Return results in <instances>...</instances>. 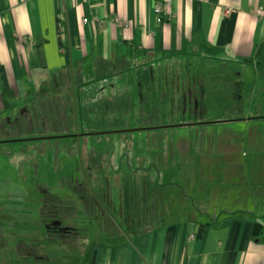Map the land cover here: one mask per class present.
Instances as JSON below:
<instances>
[{"label": "crops", "instance_id": "1", "mask_svg": "<svg viewBox=\"0 0 264 264\" xmlns=\"http://www.w3.org/2000/svg\"><path fill=\"white\" fill-rule=\"evenodd\" d=\"M157 5L161 14L155 13ZM218 68L230 69L225 105L253 103L264 89V0H0V126L19 121L15 130L20 133L38 135L40 118H54L56 105H77L78 112L77 89L85 94L87 80L102 77L98 71L116 74L118 81L110 86L114 89L127 85L121 80L126 69L132 82L125 94L140 96L128 97L131 105H152L156 98L163 105H207L204 94L195 93L193 81L203 85V70L215 73ZM248 68L262 79L250 90L237 79L247 78ZM64 91L69 97L60 96ZM42 105L50 112L44 113ZM203 113L202 108L199 118ZM190 118L196 121L185 117ZM252 120H232L247 121L248 127L244 133L233 132L231 140L243 149L235 159L223 156L218 163L205 164L204 148L209 142L219 147L220 134L204 138L196 131L192 135L198 140L192 144L189 133L175 130L179 137L163 140L174 142L162 156L137 153L132 163L119 157L112 178H104L106 184L118 185L117 191L107 197L99 189L102 207L119 221L117 230L107 229L101 209L95 206L99 213H94L91 202L57 189L62 195L56 206L62 211L59 224L52 229L39 218L53 231L55 241L47 237L46 242L54 252L35 264H264V128L254 129ZM49 125L42 123L44 131ZM215 152L222 153L212 146ZM141 159L146 160L142 170ZM160 162L168 166L165 182L151 176L162 173ZM83 175L91 178L92 188L103 179L91 166ZM13 239L25 247L24 252L13 247L20 259L16 264H34L27 262L28 244Z\"/></svg>", "mask_w": 264, "mask_h": 264}, {"label": "rangeland", "instance_id": "2", "mask_svg": "<svg viewBox=\"0 0 264 264\" xmlns=\"http://www.w3.org/2000/svg\"><path fill=\"white\" fill-rule=\"evenodd\" d=\"M95 65L98 66L99 62L96 61ZM179 65L181 64L177 65L176 70L181 67ZM125 71L126 69L121 71L123 72L121 80L124 83L126 82L127 85H124L121 88L115 87L114 89H111L110 87L118 81L116 74L108 72L103 76V72L98 71L97 73L102 77L89 78L87 84L84 85L85 87L88 86L85 94H79L77 89V97L75 98L77 104H79L77 113L78 115H82V117L79 116L78 119L79 127L76 125L78 130L77 137L52 138V136L58 134L56 129L52 128L48 131H44L42 122L51 123L52 126H57L61 123L60 118L48 117L45 120L42 119L44 117L40 118V126H38V130L35 133L38 134L37 136L47 134L48 136H51V138L37 141H9L25 138L27 135H31V133L33 136L35 135L32 131H29V133H20L16 131L15 129L18 128L17 123H19V121H15V124L12 123V121H7V123L5 122L4 127L2 125L0 126V208H4L3 214L0 215V220L2 221V224L6 226V228L3 229L4 232H0L2 237L4 233H6L5 246H1L0 238V264H16L17 262H20V259L18 258L17 260V256L14 254L16 248L14 249L13 247H17L15 245L16 241L13 239L15 236L24 240L25 243L28 245L30 244L35 249L34 253H32L33 249H28V253L33 255H31V258L28 259L27 262H32L34 264L36 262L42 263V260H38L36 256L40 259H48L51 257V251L54 252V248L50 241L46 242V238H52L51 234L53 231L46 230L44 227L45 223L41 222L38 217L40 205L37 203V193L38 191H41L38 188L43 187L51 192L54 189V186L55 188L64 187L61 189V193H68L70 196L73 195L70 190L67 191V189H65L68 187L64 185V180L76 177L75 174L77 172L78 174L82 171L84 172L82 165L80 166L79 164V168L76 166L78 161L75 157L76 153L79 157L77 149L81 143L82 155L85 162L87 161L88 156L96 154V152H94L95 150L92 149L93 145L101 148L99 161L103 167H108V171L98 170L97 173L103 175L102 182L97 181V183L94 182L92 184L96 190L101 189V187H107L108 191L113 194V190L117 191L118 185L106 184L104 178H112L110 174H112L116 165L120 163L119 157H122L124 161L126 160L127 162L126 156H124L127 155L132 163L134 161V156H136L137 153L150 155L155 148L157 149V154H159L160 143L155 147L154 139L162 142L164 139H168L170 135L174 136L176 132L178 133L180 131V133H185L183 131L185 130L187 134L189 133V135H191V142L193 144L194 140H198L197 134L192 135L195 131H199L200 136L204 138H211L215 134H220V137L217 138H220L218 143L219 147L216 146V143L213 145V143L209 142L204 148L207 155L205 164L208 163L209 165L211 163H218L219 159L223 158V156L226 159L227 157L230 158L229 156L232 155L231 158L235 159V154H239L243 151L241 144H239V142H233L231 137L234 135L233 132L235 131L240 133H244L246 130L248 131V127L245 125L247 121H232L233 119L250 117L255 119L251 122H255L257 125L254 129L264 128V89L262 88L260 90V94L257 93L254 95L253 103L251 102L252 100L249 99L246 100L244 104L242 102L240 105H225L223 103L225 99L224 93L230 86L228 82L230 69L218 68L215 73H213V71L203 70V74L201 75L203 85L198 83V80L193 81L195 93H197L198 96L204 94L203 97L207 98V105H202L204 113L202 117L199 118L200 121L203 122L202 124L190 125L186 128L183 126L176 128L169 127L163 129L157 128L129 131L127 129H130V126L142 123V120L137 116L138 112L136 110V105L127 103L128 97H134L135 93L133 92L134 95L130 93L127 95L125 94L131 90V85L129 84L131 78L125 76ZM182 71H184V68ZM245 71L247 78L240 75L237 77L238 81L246 83L245 86L249 90L255 80L257 82L260 81L258 85L259 87L262 83V79L259 78L260 76L257 74V71H252L250 68L245 69ZM180 76L183 78L184 73H181ZM85 80L86 79L82 81V79H78V83L85 82ZM207 82L208 84L212 83V85H208ZM258 87H255V89ZM101 88H105V91L100 90ZM228 93L230 94L231 92L229 91ZM62 95L64 97H69L67 91L60 93V96ZM244 95L245 98L252 97V94ZM83 97L86 99L85 102H82ZM135 97L138 98L140 96L137 93ZM159 100L160 98H156L152 105L145 108V113H151L153 110V113L149 115L153 116V118L147 119L146 122H148L146 125H153L157 118L154 116L159 115V105H163L162 103L160 104ZM42 107L45 109V107L48 106L42 105ZM70 107L75 109V105H70ZM47 110L49 109L46 108L44 113L47 114ZM160 110H163L162 106L160 107ZM186 110V116L189 118V106H186ZM53 112L55 113V110H53ZM177 113L179 112L174 110L171 115L175 116ZM168 116L170 115L168 114ZM66 119L68 127L65 129L60 128L58 131L62 135L64 132L69 134L77 123L72 116H68ZM93 123L96 125L94 126ZM186 123L191 124V118ZM239 124L243 125V127L240 128L237 126ZM235 127H238V130L235 129ZM4 128H6L5 131ZM119 128L124 130L120 131ZM91 129L98 133H105L86 135L87 131ZM174 130L176 132H174ZM177 137L179 136H174V138ZM169 142L165 141L164 143L169 144ZM245 145L247 146V143ZM212 146L215 150H219L220 153H222L218 156L216 152L212 154ZM194 149L197 148L194 146ZM257 156L258 154H255V159ZM143 164H145V162ZM133 167L134 165L132 168ZM166 167L168 166H166L165 163L161 164L160 162L158 169L159 172L162 173L158 175L153 172L151 176L158 177L160 182H165L166 174L164 170ZM86 168L87 162L85 163V169ZM89 174L91 173L89 172ZM123 176L128 178L125 174H123ZM139 176L140 175L138 174L136 178H139ZM174 178L176 183L180 182L176 181V175ZM171 187L172 189L174 188V186ZM46 197L47 196L44 195L43 198ZM72 197L77 199L76 195H73ZM171 198H175L174 194H171ZM41 218L48 220L45 215H41ZM13 226L17 227V231ZM37 238H41V241L37 240ZM40 252H43L44 256H41Z\"/></svg>", "mask_w": 264, "mask_h": 264}, {"label": "flooded vegetation", "instance_id": "3", "mask_svg": "<svg viewBox=\"0 0 264 264\" xmlns=\"http://www.w3.org/2000/svg\"><path fill=\"white\" fill-rule=\"evenodd\" d=\"M161 106L163 107V110H160ZM186 106H189V113H188L189 115L188 116L192 117V118H195V120H196V121H193L191 124H188V126H190V125H192L194 123L202 124L203 122L197 120V119H199L200 115L202 114V108H203L202 105H159V115L154 116V117H158L159 121L162 122V124L146 125V123L148 122V121L146 122V120L153 118V116H149L151 113H153V110L151 111V113H145L144 112L145 108L149 107V105L138 104V105H136V110L138 112L137 116L142 121H144L145 125H143V126L139 125L138 127H136V125H134V126H131L130 129H127V130H129V131L130 130H140L143 127L146 128V129H152V128L153 129H157V128L163 129V128H169L171 126L176 128V127H179L181 125H185V123L187 122V120L185 119V117H187L186 116V113H187ZM174 110H177V112H179L175 116L171 115ZM168 114L170 116H168ZM42 123L46 124L47 122H42ZM139 124H142V123H139ZM169 125H171V126H169ZM77 126L79 127L78 123H77ZM119 129H120V131L124 130L122 128H119ZM109 132H111V131H109ZM92 133H95V132L91 131V130H88L86 135H89V134H92ZM97 133L95 135H97ZM100 134H102V133H100ZM181 134H186V131H185V133H181ZM174 136H177V135H174ZM174 136H173V138H174ZM54 137H56V138L77 137V133H72V134H70V133L68 134L67 133V135H62V134L58 133L56 136H52V138H54ZM25 138L26 139H21L22 140L21 142H24L25 140L26 141H37V140H42V139H46V138H51V136H48L47 134H41V136L35 135V136H30V137H25ZM16 140H18V139H14L11 142H14V141L16 142ZM174 140H175V138H174ZM154 141H155V147L158 145V143H161V142H159V140H154ZM18 142H20V141L18 140ZM173 142L174 141H170L169 144H166V143H164L162 141L163 147H164L163 150L160 147L159 148L160 153L158 151L159 154H157V149L154 148L152 150L151 154L155 155V157L162 156L165 152H167L168 150H171L170 147H172ZM165 147H166V151H165ZM92 149L95 150L94 152H96V154L88 156L87 161H86L87 162V167L91 166L92 168L95 169V172H97L98 170H103V166L101 165V162L99 161L101 148H98L96 145H93ZM77 150H78L79 157H78V155L76 153L75 157H76V160L78 161L76 166H78L79 164H80V166L82 165V168L85 171V163L86 162L84 161L83 155H82V143L80 144V146L78 147ZM124 156H126V159L129 158L127 155H124ZM145 161L146 160H142L141 159L138 162V164H139L138 167L141 170H142V167L145 165V164H143ZM78 168H79V166H78ZM76 170H77V168H76ZM104 170H106V169H104ZM75 175H76V177H75V179H74V181L72 183L64 181V185L68 184L69 188H72V194L73 195L75 194V191L76 192L78 191L80 199L87 200V201L91 202V208L96 206L100 210L101 207H102L101 202H103V200H104L103 198H100L101 192L99 190H96V189L92 188L90 181L89 182L87 181L85 183H83V182L79 183V182L75 181L78 176H79V179H81V173L78 174V172H77ZM126 176L129 177V174H127ZM125 180H126V177H125ZM127 181L130 183L129 180H127ZM131 181L133 182L134 180L131 179ZM144 181L145 180H143V182ZM76 182H77V184H75ZM147 183H148V181H146L145 184H147ZM101 188H102V190L105 191V192H103V194L106 193V195L108 197L109 194H110L108 189L106 187H101ZM38 189H40L42 191V192L38 191V193H37V195H38L37 203L40 205L39 206V211H38V213H39L38 217L41 220H47V219H44V218L42 219L41 218V215H45L48 218L47 221L51 223V228L52 229L56 228L55 225L59 224L57 222V220L59 219V215L62 212L60 210V208L56 207L57 205H59V199H61V196H62V195L58 194V192L56 190L57 189L61 190V188H54L49 193H48V191H50V190L45 189L43 187H40ZM43 194L46 195L47 197L43 198L44 197ZM72 196L69 195L70 198ZM85 208H88V207L85 206ZM3 212H4V208L1 207L0 208V215L3 214ZM54 223H55V225H53ZM13 227H14L15 230L17 229L16 226H13ZM5 228H6V226H4L2 224V221L0 220V232H4L3 229H5ZM58 228L61 229L60 226H58ZM0 238H1V244H2L1 246H5L4 244H6V233H4L3 237L0 234ZM52 241L54 242L55 240H53V238H52ZM15 243H17V242H15ZM36 258H38V256H36Z\"/></svg>", "mask_w": 264, "mask_h": 264}, {"label": "trees", "instance_id": "4", "mask_svg": "<svg viewBox=\"0 0 264 264\" xmlns=\"http://www.w3.org/2000/svg\"><path fill=\"white\" fill-rule=\"evenodd\" d=\"M57 106V108L56 109H52L51 111L53 112V110H55V113L53 112V116H54V118H55V116H57V114L59 115V118H60V120H61V123H60V125H57V126H52V125H49V126H46V128H53V129H56V131H59V129L60 128H63V129H65L66 127H68V124H67V119L66 118H68V116H72L73 118H74V121L76 122L77 121V123H78V119H79V116L80 117H82V115H77V105H75V109L74 108H72V107H70V106H67V107H64L63 105H56ZM48 109H50V108H48ZM96 109H98V108H96ZM48 112H50V110H48ZM45 118V117H44ZM47 118V117H46ZM70 118V117H69ZM157 120L154 122V124L153 125H156V124H158L157 123V121H159V119H158V117L156 118ZM77 123L74 125V128H73V130L72 131H70L69 133L70 134H72V133H77V128H76V125H77ZM47 124V123H46ZM93 125L95 126L96 124H94L93 123ZM153 129V128H152ZM91 131H93L92 129H91ZM59 133V132H58ZM64 133H66L67 134V132H64ZM63 133V134H64ZM59 134H61V133H59ZM166 146V145H165ZM160 147H161V149L163 150V143L161 142L160 143ZM165 151H166V147H165ZM143 160V159H142ZM89 175V174H88ZM89 178V179H88ZM88 178H87V175H83V177L81 178V179H79V183L80 182H83V183H85V182H89V181H91V178L88 176ZM78 181V180H77ZM74 195H76L77 197H79V192L77 191H75V194ZM93 209H94V213H99V212H97V210H96V207H93ZM101 212L103 213V216H104V219H105V224L107 225V229H109L110 228V226L111 227H114V228H116V230H117V227H118V222L119 221H117L116 219H114V217H112V215H113V212L112 213H110L108 210H106L105 211V208L104 207H101ZM129 213V212H128ZM127 213V214H128ZM107 214V215H106ZM112 214V215H111ZM129 215V214H128ZM131 215V214H130ZM127 221V220H126ZM129 222V221H128ZM73 238V237H72ZM71 238V239H72ZM65 240H67V239H65ZM17 247H19L20 248V251L21 252H24V250H25V247L24 246H22L21 244H17ZM26 247H27V251H28V249H33L32 250V253H34L35 252V249L32 247V246H29V245H26ZM23 248V249H22ZM21 255V254H20ZM31 255H33V254H30V257H31ZM28 259H30V258H28Z\"/></svg>", "mask_w": 264, "mask_h": 264}, {"label": "built area", "instance_id": "5", "mask_svg": "<svg viewBox=\"0 0 264 264\" xmlns=\"http://www.w3.org/2000/svg\"><path fill=\"white\" fill-rule=\"evenodd\" d=\"M155 8H156L155 9V13L156 14H161L162 13V7L160 5H157Z\"/></svg>", "mask_w": 264, "mask_h": 264}]
</instances>
